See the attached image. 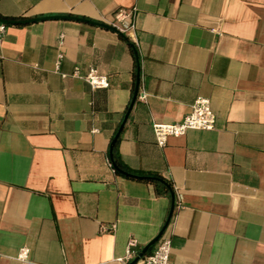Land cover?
<instances>
[{"label": "crops", "instance_id": "obj_1", "mask_svg": "<svg viewBox=\"0 0 264 264\" xmlns=\"http://www.w3.org/2000/svg\"><path fill=\"white\" fill-rule=\"evenodd\" d=\"M119 8L134 9L136 43ZM40 16L117 31L0 22V264H120L130 238L134 262L171 195L114 170L117 134L120 169L172 182L173 264H264V0H0L2 19ZM90 66L108 88L71 76ZM198 96L214 128L159 147L152 124L180 121Z\"/></svg>", "mask_w": 264, "mask_h": 264}, {"label": "built area", "instance_id": "obj_2", "mask_svg": "<svg viewBox=\"0 0 264 264\" xmlns=\"http://www.w3.org/2000/svg\"><path fill=\"white\" fill-rule=\"evenodd\" d=\"M113 19L117 22L116 27L119 32L124 34L131 41L136 43L135 33V12L134 9L119 8L113 13ZM114 26V25H113ZM115 27V26H114ZM5 32V25L0 24V40ZM62 36H60V43ZM63 54L60 52L57 55L56 67L60 64ZM63 77L65 74H61ZM71 76L83 79L92 89H106L109 87V80L105 74H101L98 70L90 66L85 74H81L78 67H75ZM145 92H141L139 98L144 100ZM215 114L210 106V100L204 96H198L190 106V111L178 122L174 123H160L154 122L152 130L155 137L156 144L163 148L166 145L169 137H179L184 135L189 130H205L209 131L214 128ZM180 206V204H178ZM171 235L172 227L169 220L166 226L155 242L153 248L137 261L132 262L136 255L134 247L137 242L134 238H130L126 244L125 254L117 258L120 264H173L170 260L171 252ZM29 248L22 246L19 248L15 259L20 262H26L29 258Z\"/></svg>", "mask_w": 264, "mask_h": 264}, {"label": "water", "instance_id": "obj_3", "mask_svg": "<svg viewBox=\"0 0 264 264\" xmlns=\"http://www.w3.org/2000/svg\"><path fill=\"white\" fill-rule=\"evenodd\" d=\"M56 17L68 18V19H73V20H78V21H85V22H88L90 24L101 26V27L109 29V30L117 31L115 28H113V27H111L109 25H106V24H103V23H98V22H93V21H89V20H85V19L78 18V17H75V16H40V17H36V18H32V19H25V20H18V21L6 20V19L0 18V22L1 23H27V22H32V21H36V20H42V19H48V18H56ZM135 96H136V93H135ZM117 135L113 138V140L111 142V146H110V157H111V161H112V166H113L114 170H116L117 172H119V173H121V174H123L125 176H128V177L136 178L138 176L129 174V173L123 171L122 169H120L117 166V164L112 159V149H113V145L115 143V140L117 138ZM167 187L169 188L170 195H171V205H170V211H169V218H170V216L172 214L173 206H174V194H173L172 190L170 189V186L167 185ZM169 218H168V220H169ZM165 226H166V224L161 229L159 234L143 248V250L140 252L139 256L134 260V262L137 261L139 258L143 257L145 255V253L147 252V250L158 240V238L162 234Z\"/></svg>", "mask_w": 264, "mask_h": 264}, {"label": "trees", "instance_id": "obj_4", "mask_svg": "<svg viewBox=\"0 0 264 264\" xmlns=\"http://www.w3.org/2000/svg\"><path fill=\"white\" fill-rule=\"evenodd\" d=\"M137 179L151 184L154 187L155 193L158 196H166V197L170 196V190L167 187V185L170 186V189L174 191L172 182L159 174L141 173L139 174Z\"/></svg>", "mask_w": 264, "mask_h": 264}]
</instances>
